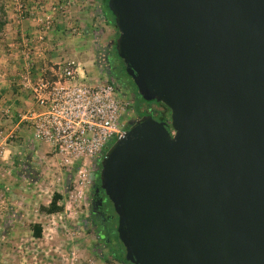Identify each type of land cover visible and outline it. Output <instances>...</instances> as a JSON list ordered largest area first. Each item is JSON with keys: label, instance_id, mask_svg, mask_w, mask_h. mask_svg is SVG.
<instances>
[{"label": "water", "instance_id": "1", "mask_svg": "<svg viewBox=\"0 0 264 264\" xmlns=\"http://www.w3.org/2000/svg\"><path fill=\"white\" fill-rule=\"evenodd\" d=\"M144 102L99 166L130 264H264V0H108ZM168 127L170 129H168Z\"/></svg>", "mask_w": 264, "mask_h": 264}, {"label": "rangeland", "instance_id": "2", "mask_svg": "<svg viewBox=\"0 0 264 264\" xmlns=\"http://www.w3.org/2000/svg\"><path fill=\"white\" fill-rule=\"evenodd\" d=\"M7 5L19 21L35 29L24 38L41 50L44 44L48 59L56 58L60 64L63 60L76 62L85 83L97 76L110 77L109 62L117 60L114 44L118 31L106 22L109 14L101 8V0H0V21ZM2 35L3 29L0 40ZM48 61L47 66L57 71L60 64ZM128 83L133 85L129 78ZM136 106L139 112L161 109L148 107L140 97ZM15 141L14 147L18 146ZM44 155L10 159L9 175L0 174L4 178L0 181V264H125L103 246L89 220L88 201L100 164L77 174V169ZM54 194L61 196L62 212H42L41 207H47ZM35 224L41 227L40 238L33 236ZM113 244L120 246L118 239Z\"/></svg>", "mask_w": 264, "mask_h": 264}, {"label": "built area", "instance_id": "3", "mask_svg": "<svg viewBox=\"0 0 264 264\" xmlns=\"http://www.w3.org/2000/svg\"><path fill=\"white\" fill-rule=\"evenodd\" d=\"M31 69L29 61L21 85L30 91L34 107L18 119L29 125L33 140L47 146L65 167L77 169V174L100 164L126 131L129 118L128 103L119 98L114 81L97 76L85 83L74 61L61 63L52 80L44 76L31 80ZM0 114L7 122L14 118L3 103ZM13 137L0 123V158Z\"/></svg>", "mask_w": 264, "mask_h": 264}, {"label": "crops", "instance_id": "4", "mask_svg": "<svg viewBox=\"0 0 264 264\" xmlns=\"http://www.w3.org/2000/svg\"><path fill=\"white\" fill-rule=\"evenodd\" d=\"M101 8H103L102 0ZM16 16L14 9L7 5L3 11V21H1L4 22V27L2 28L3 35L0 40V102L5 106H10L14 114V118L9 122L5 120V117L1 116L0 118L4 128L14 135L13 139L6 145L0 160V174L4 176L9 175L8 165L10 159L19 161L24 159L23 156L36 159L42 157L45 153L52 154L47 146L33 140L29 125L18 119L19 114L34 107L30 91L21 85V79L27 71L29 61L32 65L30 77L33 81H37L42 76L49 80L54 79L52 75L54 69L52 65L47 66L46 62L48 60L54 65L60 64L56 58L48 59L50 53H45L47 49L43 48L44 44H42L41 50L38 44L35 45L31 40L24 38L33 34L35 29L26 22L19 21ZM105 20L108 23L110 21L109 17L106 18V16ZM20 139L21 143H19ZM15 140H18V146L14 147ZM42 152L43 154H41ZM0 181L3 182L4 178H1Z\"/></svg>", "mask_w": 264, "mask_h": 264}, {"label": "flooded vegetation", "instance_id": "5", "mask_svg": "<svg viewBox=\"0 0 264 264\" xmlns=\"http://www.w3.org/2000/svg\"><path fill=\"white\" fill-rule=\"evenodd\" d=\"M123 70L124 66L121 60H110L108 74L116 85L119 98L123 102L128 103L127 114L129 115V118L125 123V129L127 130L141 116H143L144 113L146 114L147 112L138 111L136 105L139 102V95L134 92V85L131 86V84L128 83L129 77L123 74L125 72V70L124 72ZM130 99L132 101H130ZM155 104V102H146L148 107L149 105L151 106ZM94 179L95 181L93 183L92 191L88 201L89 220L97 230L99 238L103 241V246L108 247L109 249L114 247L115 250L117 249L120 251V246L118 244H113V240H117V217L111 204L105 197L104 192L100 189L99 175L94 177Z\"/></svg>", "mask_w": 264, "mask_h": 264}, {"label": "trees", "instance_id": "6", "mask_svg": "<svg viewBox=\"0 0 264 264\" xmlns=\"http://www.w3.org/2000/svg\"><path fill=\"white\" fill-rule=\"evenodd\" d=\"M107 1L108 0H102L103 8L106 9L108 14H109V16H108L109 20H110L109 23H112V25L116 29L115 24H114V17H113V15L111 14V12L109 11V9L107 7ZM106 18H107V16H106ZM3 27H4V22L0 21V30ZM114 50H115V44H114ZM117 59H118V57H117ZM123 72H124V70H123ZM123 74L126 76L125 72ZM134 92L137 94V91H136L135 87H134ZM155 106L160 107L161 109L160 110H153L152 112H149V113H146V114L144 113V115H147V114L151 115L154 119H156L157 121H160V122L161 121L168 122V120H169V111H168V109L165 106H163L162 104H160V103H156ZM140 115H142V114H140ZM168 129H170V128L168 127ZM60 199H61V196L59 194H54L53 197H52V200L49 203V205L47 207H41V211L45 212L46 214H57V213L62 212L63 208L58 203ZM32 230H33V236L35 238H40L41 237V227H40V225H38V224L33 225L32 226ZM119 244L121 246V250L120 251H118L117 249L115 250V248L113 247V248L110 249L111 250L110 253L113 254V256L117 260H119L120 262H123L125 264H130L129 262H127L125 260L124 249H123V247H122L120 242H119ZM117 253H120V255H118Z\"/></svg>", "mask_w": 264, "mask_h": 264}]
</instances>
